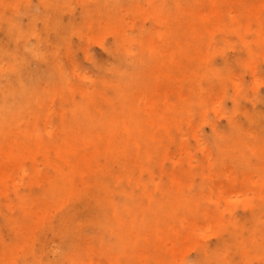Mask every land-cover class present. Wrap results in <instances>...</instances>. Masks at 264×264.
Returning a JSON list of instances; mask_svg holds the SVG:
<instances>
[{"label":"rangeland","instance_id":"rangeland-1","mask_svg":"<svg viewBox=\"0 0 264 264\" xmlns=\"http://www.w3.org/2000/svg\"><path fill=\"white\" fill-rule=\"evenodd\" d=\"M23 1L16 5L22 25L36 38L47 39L42 49L49 59L55 56L69 73L68 83L77 87L93 89L108 77V67L118 66L113 34L117 19L125 33L136 37L129 46L138 52L143 41L165 28L159 24V0H111L112 8L98 5L99 0ZM173 1L186 2L167 0L170 9L164 15L172 11ZM27 3L32 7L28 12ZM57 7L63 13L54 10ZM260 18L264 28V9ZM252 28H258L257 23ZM235 40L224 45L216 35L210 41L212 51L205 54L204 64L217 68L231 84H210L209 107L185 117L168 137L159 134L155 165H143L140 151L103 159L102 175L119 180L109 184L78 177L69 182L81 188L57 201L45 195L46 179H54L51 170L40 159L24 160L23 171H14L0 185V264H264V30L258 45L241 49ZM10 47L15 48L14 43ZM27 53L18 52L26 71L47 69V61ZM76 70L92 81H76ZM38 87L57 89L45 79ZM74 96L80 100L78 90ZM47 103L54 114L62 106L53 98ZM96 106L109 114L102 102ZM88 114L94 115L93 110ZM25 124L16 129L22 131ZM51 126L57 127L56 119ZM234 129L248 147L232 151ZM238 156L244 157L242 164L236 162ZM217 157L221 161L215 164ZM150 177L159 183H150ZM147 210L154 217L141 219ZM149 223L152 232L143 231ZM230 225L237 230H229ZM150 234L161 239L158 247L145 241ZM14 246L26 249V255L21 250L9 254Z\"/></svg>","mask_w":264,"mask_h":264},{"label":"bare ground","instance_id":"bare-ground-1","mask_svg":"<svg viewBox=\"0 0 264 264\" xmlns=\"http://www.w3.org/2000/svg\"><path fill=\"white\" fill-rule=\"evenodd\" d=\"M22 3L23 0H0V31L5 33V38L0 39V185L6 184L14 171H23L20 164L24 160L40 159L54 177L46 179L45 195L57 201L74 196L81 188L72 184L78 177H97L109 184L119 180L102 175L100 162L103 159L140 151L143 165H155L159 134L168 137L185 117L199 108L209 107L210 84H231L217 68L204 64L205 54L212 51L210 41L219 35L227 45L235 38V46L243 49L251 43L258 45L264 30L257 21L261 19L264 0L252 3L248 0H186L181 4L173 1L168 15H164L170 9L167 0H159V24L165 28L159 29L156 37L143 41L138 52L129 46L136 37L125 33L123 23L117 19L113 34L117 41L118 66L108 67V77L90 89L70 85L69 73L63 71L55 56L49 59L42 49L47 39L36 38L34 31L22 25L16 7ZM97 4L114 5L111 0H99ZM25 6L27 12L32 8L31 3ZM247 8L249 12L245 11ZM54 10L64 11L61 7ZM45 19H48L47 14ZM253 23H257L258 28L253 29ZM10 43H14L15 48H11ZM19 51L28 52L33 59L47 61V69L26 71L25 60H18ZM74 77L80 82L92 81L78 70L74 71ZM44 79L55 82L57 89L40 90L38 85ZM77 90L79 101L74 96ZM49 98L62 105L56 114L48 106ZM98 102L106 106L109 114L103 115L102 108L96 106ZM90 110L94 115L88 114ZM53 119L57 120L56 128L51 126ZM22 122L26 123L25 127L17 130L16 126ZM237 132L234 129L231 133L232 151L248 147ZM221 150L224 149L218 148L219 152ZM237 158L238 164L245 160L243 156ZM220 161L217 157L215 164ZM149 182L158 184L159 179L150 177ZM242 196L238 194L237 199L242 200ZM183 208L188 206L185 204ZM188 210L196 209L194 206ZM153 215V211L147 210L141 219L153 218ZM253 224L257 226L260 222ZM142 227L143 231L152 232L154 226L149 223ZM221 227L219 224L218 229ZM229 230H237V226L230 225ZM145 241L156 247L161 243V239L151 234ZM20 250L25 256L27 250L16 246L8 252L13 254ZM249 259H253L252 256Z\"/></svg>","mask_w":264,"mask_h":264}]
</instances>
